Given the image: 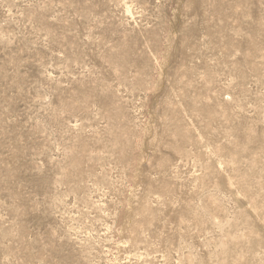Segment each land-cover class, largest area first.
<instances>
[{
    "label": "rangeland",
    "instance_id": "1",
    "mask_svg": "<svg viewBox=\"0 0 264 264\" xmlns=\"http://www.w3.org/2000/svg\"><path fill=\"white\" fill-rule=\"evenodd\" d=\"M0 264H264V0H0Z\"/></svg>",
    "mask_w": 264,
    "mask_h": 264
}]
</instances>
